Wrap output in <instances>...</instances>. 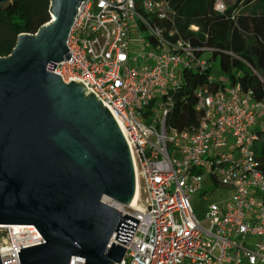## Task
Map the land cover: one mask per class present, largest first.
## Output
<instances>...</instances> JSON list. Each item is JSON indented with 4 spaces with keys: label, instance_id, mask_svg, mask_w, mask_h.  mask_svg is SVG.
I'll use <instances>...</instances> for the list:
<instances>
[{
    "label": "built area",
    "instance_id": "2783aa9c",
    "mask_svg": "<svg viewBox=\"0 0 264 264\" xmlns=\"http://www.w3.org/2000/svg\"><path fill=\"white\" fill-rule=\"evenodd\" d=\"M214 8L221 12L225 3L215 0ZM172 16L165 0H81L66 40L70 57L48 69L91 89L132 144L146 196L139 186L134 206L115 203L138 222L129 242L112 233L107 246L125 248L113 264H264V159L255 151L264 97L256 100L236 83L215 91L202 85L195 90V129L167 127L182 71L210 66L175 28L157 23ZM141 30L145 41L131 40ZM143 44L151 49L142 51ZM204 179L231 193L200 219L189 198ZM43 242L33 224L0 225V264H20L21 248ZM69 264L84 258L71 256Z\"/></svg>",
    "mask_w": 264,
    "mask_h": 264
},
{
    "label": "water",
    "instance_id": "95a60500",
    "mask_svg": "<svg viewBox=\"0 0 264 264\" xmlns=\"http://www.w3.org/2000/svg\"><path fill=\"white\" fill-rule=\"evenodd\" d=\"M80 1L50 0V21L0 57V225L33 224L44 240L21 248L20 264L119 262L125 248L110 237L129 242L138 222L112 205L134 206L138 187L118 117L78 78L49 71L70 57Z\"/></svg>",
    "mask_w": 264,
    "mask_h": 264
},
{
    "label": "trees",
    "instance_id": "16d2710c",
    "mask_svg": "<svg viewBox=\"0 0 264 264\" xmlns=\"http://www.w3.org/2000/svg\"><path fill=\"white\" fill-rule=\"evenodd\" d=\"M172 20L157 21L165 29L175 28L188 39L196 55L211 64L217 61L226 82L212 78V66L203 71L184 69L165 116L167 127L194 130L198 121L195 109L197 87L211 90L226 84H239L251 90L256 100L264 97V0H235L223 11L214 8L215 0H165ZM50 21V0H5L0 2V57L8 56L21 33H35ZM190 25L197 26L191 30ZM260 132L261 129H258ZM264 159V133L255 148Z\"/></svg>",
    "mask_w": 264,
    "mask_h": 264
},
{
    "label": "rangeland",
    "instance_id": "374dc122",
    "mask_svg": "<svg viewBox=\"0 0 264 264\" xmlns=\"http://www.w3.org/2000/svg\"><path fill=\"white\" fill-rule=\"evenodd\" d=\"M223 2L227 5H231L235 2V0H223ZM195 26V25H194ZM197 27V26H196ZM148 32L146 30H141L140 32H133L131 33V40H139L143 37L140 41L144 42L145 37L147 36ZM138 44V43H137ZM142 46V51H148L151 49L149 45ZM132 48L138 49L140 48L139 45L131 44ZM212 66V78L218 82H224L225 79L222 76L221 71L218 69L217 61H213L211 64ZM160 114V113H159ZM257 127L261 129V135L264 133V113H261L257 117ZM139 186L141 188V199H144L146 194L142 191L144 187L143 178L138 179ZM231 189L222 187L221 185H214L209 179H204L202 182L201 190L192 194L189 198L190 205L195 213V215L202 219L207 207L210 204H219L224 202L230 195ZM114 207H118L117 204L112 203Z\"/></svg>",
    "mask_w": 264,
    "mask_h": 264
},
{
    "label": "bare ground",
    "instance_id": "6f19581e",
    "mask_svg": "<svg viewBox=\"0 0 264 264\" xmlns=\"http://www.w3.org/2000/svg\"><path fill=\"white\" fill-rule=\"evenodd\" d=\"M137 185H138V187H137V198H138V195H139V183H138V178H137ZM136 198V199H137ZM113 205V204H112Z\"/></svg>",
    "mask_w": 264,
    "mask_h": 264
}]
</instances>
